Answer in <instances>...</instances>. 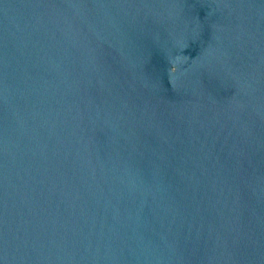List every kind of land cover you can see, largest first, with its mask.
Listing matches in <instances>:
<instances>
[{
	"label": "water",
	"instance_id": "water-1",
	"mask_svg": "<svg viewBox=\"0 0 264 264\" xmlns=\"http://www.w3.org/2000/svg\"><path fill=\"white\" fill-rule=\"evenodd\" d=\"M0 264H264V0H0Z\"/></svg>",
	"mask_w": 264,
	"mask_h": 264
}]
</instances>
